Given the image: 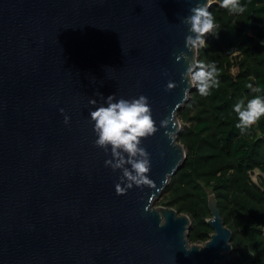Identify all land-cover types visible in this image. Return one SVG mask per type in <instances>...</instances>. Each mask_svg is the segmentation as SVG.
Returning a JSON list of instances; mask_svg holds the SVG:
<instances>
[{
  "label": "water",
  "instance_id": "95a60500",
  "mask_svg": "<svg viewBox=\"0 0 264 264\" xmlns=\"http://www.w3.org/2000/svg\"><path fill=\"white\" fill-rule=\"evenodd\" d=\"M202 2L0 0V264L229 263L233 233L215 194L203 245L189 242L188 215L155 207L188 157L177 116L194 89L185 96L188 64L175 57ZM99 93L145 95L157 126L170 121L144 141L154 188L117 195L120 174L90 121Z\"/></svg>",
  "mask_w": 264,
  "mask_h": 264
},
{
  "label": "trees",
  "instance_id": "16d2710c",
  "mask_svg": "<svg viewBox=\"0 0 264 264\" xmlns=\"http://www.w3.org/2000/svg\"><path fill=\"white\" fill-rule=\"evenodd\" d=\"M241 3L246 6L242 15L231 14L218 2L211 7L219 36L208 34L209 46L198 50L197 62L215 63L220 85L207 97L194 90L186 107L200 110L192 118L194 127L179 137L189 155L163 195L170 196V204L177 205L179 212L185 210L193 216L195 231L190 239H205L210 226L196 208L201 206L210 213L206 188L211 187L225 224L226 218H234L228 264H264V187H258L250 174L255 169L264 173V118L242 132L232 111L238 98L247 101L264 96V0ZM234 53L242 57L236 75L229 68ZM250 83L260 91L252 93L247 87Z\"/></svg>",
  "mask_w": 264,
  "mask_h": 264
},
{
  "label": "clouds",
  "instance_id": "9594fccd",
  "mask_svg": "<svg viewBox=\"0 0 264 264\" xmlns=\"http://www.w3.org/2000/svg\"><path fill=\"white\" fill-rule=\"evenodd\" d=\"M216 2L220 8L234 15H242L246 10L241 0H206L190 9V15L183 21L189 32L185 37L187 52L175 57L177 63L184 61L188 64L186 71L182 73V79L188 85L185 89L186 97L191 89H195L202 97H207L220 85L215 63L196 62L187 54L208 47L205 39L208 34L218 38V25L213 12L209 10ZM176 87V83L170 81L167 84V91H172ZM247 87L252 93L260 91L259 87H254L251 83ZM99 97L101 102L97 99L89 101L95 109L90 112L95 135L94 143L109 157L105 160V167L110 168L113 173L120 174L119 183L115 185L117 195L124 196L129 191L144 186L154 188L155 184L149 178L152 157L144 147V141L156 135L161 128L167 129L170 121L165 119L160 122L159 127L157 126L151 102L145 95L125 99L118 98L116 94L105 98L99 93ZM232 111L238 117L236 127L244 132L264 118V96L255 95L247 101L238 98L232 105ZM60 112L64 115L65 125H70L71 119L64 113V109H60ZM166 135L170 141L174 140L173 133L166 132Z\"/></svg>",
  "mask_w": 264,
  "mask_h": 264
},
{
  "label": "rangeland",
  "instance_id": "374dc122",
  "mask_svg": "<svg viewBox=\"0 0 264 264\" xmlns=\"http://www.w3.org/2000/svg\"><path fill=\"white\" fill-rule=\"evenodd\" d=\"M242 59V57H238V53H234L233 55L230 56V73L232 75H236L238 74V72L240 71V68L238 66V62ZM195 90V89H194ZM194 92V91H193ZM193 95V93L191 94V96ZM192 99V98H191ZM191 101V100H190ZM190 103V102H189ZM188 103V104H189ZM187 104V105H188ZM186 105V106H187ZM200 110V108H195L192 110H187V107H185V109H183V112L179 111L177 119L179 121V123L181 124L182 127V131L185 130H189L192 129L194 127V122L192 120V118L196 115H198V111ZM180 132V133H181ZM180 137V135H179ZM181 142V141H180ZM182 143V142H181ZM183 144V143H182ZM184 145V144H183ZM185 147V145H184ZM187 154L189 155V151L187 149V147H185ZM251 174V179L252 181L258 186L263 188L264 187V173L262 171H260L259 169H255L253 172L250 173ZM206 192H207V197L209 195L215 194L212 190L211 187H207L206 188ZM169 195H162V197L155 202V207H169V208H173L175 209L179 214H184V215H188L191 219L192 217L189 215V213H187V211L182 210L181 212H179L176 207L177 205H171L170 204V199H169ZM196 212L198 213L199 217H201V219L205 222V224L207 225V221L211 219V214L206 210V208H202L201 206H199L198 208H196ZM223 217V216H222ZM227 217V216H226ZM224 218V217H223ZM193 220V219H192ZM227 224L226 226L229 227L230 229H233L232 227H234V218H226ZM202 226H205L204 224ZM200 227V225H199ZM190 235L192 232L195 231L194 229L190 230ZM205 233H207V237L205 239H200V238H194L193 240L190 239V235H189V242L191 244H197V245H203L211 236V234L213 233V230L210 227H206Z\"/></svg>",
  "mask_w": 264,
  "mask_h": 264
}]
</instances>
